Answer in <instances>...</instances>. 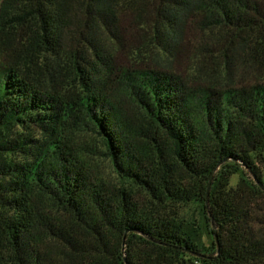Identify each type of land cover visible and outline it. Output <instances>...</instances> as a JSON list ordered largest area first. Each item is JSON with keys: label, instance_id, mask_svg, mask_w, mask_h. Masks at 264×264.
Here are the masks:
<instances>
[{"label": "trees", "instance_id": "16d2710c", "mask_svg": "<svg viewBox=\"0 0 264 264\" xmlns=\"http://www.w3.org/2000/svg\"><path fill=\"white\" fill-rule=\"evenodd\" d=\"M0 264H264V0H3Z\"/></svg>", "mask_w": 264, "mask_h": 264}, {"label": "rangeland", "instance_id": "374dc122", "mask_svg": "<svg viewBox=\"0 0 264 264\" xmlns=\"http://www.w3.org/2000/svg\"><path fill=\"white\" fill-rule=\"evenodd\" d=\"M2 1H3V0H0V8H1ZM238 179H239V177H238V176H235L234 179L232 180L233 183L235 184V183L237 182Z\"/></svg>", "mask_w": 264, "mask_h": 264}]
</instances>
